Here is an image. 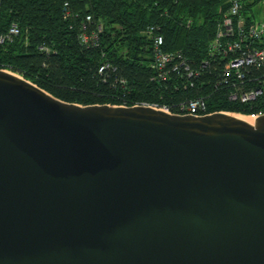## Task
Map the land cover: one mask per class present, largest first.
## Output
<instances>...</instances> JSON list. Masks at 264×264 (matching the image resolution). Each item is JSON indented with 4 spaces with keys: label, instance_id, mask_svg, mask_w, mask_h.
Wrapping results in <instances>:
<instances>
[{
    "label": "water",
    "instance_id": "95a60500",
    "mask_svg": "<svg viewBox=\"0 0 264 264\" xmlns=\"http://www.w3.org/2000/svg\"><path fill=\"white\" fill-rule=\"evenodd\" d=\"M235 115L83 106L0 69V264H264V115Z\"/></svg>",
    "mask_w": 264,
    "mask_h": 264
},
{
    "label": "trees",
    "instance_id": "16d2710c",
    "mask_svg": "<svg viewBox=\"0 0 264 264\" xmlns=\"http://www.w3.org/2000/svg\"><path fill=\"white\" fill-rule=\"evenodd\" d=\"M262 1L240 0L239 16L246 24L256 21L247 13L252 15ZM228 7L227 0H0V32L15 23L21 29L12 41L0 44V69L61 101L83 106L141 104L179 112L184 102L201 99L207 112L262 114L264 65L241 66L239 85L260 93L244 104L229 98L234 90L230 81L236 76L228 77L223 67L230 55L213 60L209 53L216 25ZM98 25L97 43L81 45L82 28L91 31ZM148 25L158 27L166 51L180 55L165 81L153 79L152 43L142 32ZM253 46L264 47V40Z\"/></svg>",
    "mask_w": 264,
    "mask_h": 264
},
{
    "label": "built area",
    "instance_id": "2783aa9c",
    "mask_svg": "<svg viewBox=\"0 0 264 264\" xmlns=\"http://www.w3.org/2000/svg\"><path fill=\"white\" fill-rule=\"evenodd\" d=\"M227 2L229 7L222 14L221 19L216 25V33L209 44V53L213 60H225L230 55L223 67V71L228 77L232 76V74L236 76L234 77V80L232 79L230 81L234 90L228 92L229 98L232 101L248 104L251 100L258 97L260 93L251 87L244 88L243 86H240L237 81L243 79V72H241L240 69L243 64L254 63L258 66L260 64L264 65V47L258 48L253 46L255 43L264 40V19L246 24L245 20L239 16V12L242 8L240 0H227ZM260 5H264V0ZM64 13V17H68L69 13L67 12V4H65ZM86 21H90L89 16L86 17ZM158 30L157 26L148 25L142 30V32L152 43V61L150 65L155 73L153 79L165 81L168 77L169 68L172 65L171 63L176 60V58H179L180 55L165 50L163 36ZM100 31L101 25H98L91 31H87L86 26H84L82 31L78 34V40L81 45L93 46L98 41V33ZM20 32V26L16 23L11 24L5 32H0V44L5 43V41H12L18 34H20ZM39 48L41 51L48 52L46 47ZM244 52L246 53L244 58L238 56ZM206 61L207 60H204L203 62ZM173 64H175L173 65L174 68L178 69V64H176V62ZM106 67L107 64L102 65L100 70L102 71ZM207 107L205 101L195 99L181 104L179 112H171L167 107L157 109H163L169 114H186L194 117L217 113L207 112ZM262 115H264V113L252 114L251 116L257 118Z\"/></svg>",
    "mask_w": 264,
    "mask_h": 264
},
{
    "label": "rangeland",
    "instance_id": "374dc122",
    "mask_svg": "<svg viewBox=\"0 0 264 264\" xmlns=\"http://www.w3.org/2000/svg\"><path fill=\"white\" fill-rule=\"evenodd\" d=\"M251 19H255L257 22L264 19V5L258 4L256 8H254L252 15L247 13Z\"/></svg>",
    "mask_w": 264,
    "mask_h": 264
},
{
    "label": "bare ground",
    "instance_id": "6f19581e",
    "mask_svg": "<svg viewBox=\"0 0 264 264\" xmlns=\"http://www.w3.org/2000/svg\"><path fill=\"white\" fill-rule=\"evenodd\" d=\"M235 116H237L238 118L241 117L242 119H244V120H246V121H248V122H250V123H251V122L253 121V119H254L253 116H251V117H250V116H243V115H239V116H238L237 113H236Z\"/></svg>",
    "mask_w": 264,
    "mask_h": 264
}]
</instances>
